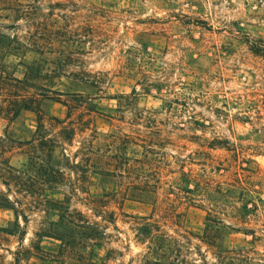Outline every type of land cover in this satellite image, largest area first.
I'll list each match as a JSON object with an SVG mask.
<instances>
[{
    "label": "rangeland",
    "instance_id": "rangeland-1",
    "mask_svg": "<svg viewBox=\"0 0 264 264\" xmlns=\"http://www.w3.org/2000/svg\"><path fill=\"white\" fill-rule=\"evenodd\" d=\"M31 4L33 14L19 20L18 33L40 34L48 47L54 32L53 53L38 61L44 70L55 69L56 88L73 85L82 92L43 101L45 122L65 120L73 107L72 119L88 122L86 135L96 131L103 143L104 136L121 137L122 184L92 176L84 189L91 197L107 196L117 216L92 261L145 264L130 216H150L169 238L191 247L195 264H217L206 243L208 219L231 228L216 241L242 264H264V0ZM33 60L10 56L5 64L22 78ZM36 125L37 114L23 112L6 132L0 128L1 138L15 140L12 165L26 162L19 142L30 139ZM130 183L138 196L122 203ZM70 207L92 216L76 200ZM62 213L58 206L28 211L23 240L0 232V264H90L88 255L63 257L59 241L39 238L44 221ZM13 221L12 211L0 209V227L12 228ZM109 251L115 252L105 260Z\"/></svg>",
    "mask_w": 264,
    "mask_h": 264
},
{
    "label": "trees",
    "instance_id": "trees-1",
    "mask_svg": "<svg viewBox=\"0 0 264 264\" xmlns=\"http://www.w3.org/2000/svg\"><path fill=\"white\" fill-rule=\"evenodd\" d=\"M32 1L0 0V128L6 132L23 112L37 114V125L32 137L19 142L25 147L23 154L26 155V162L20 167L11 164L15 140L0 137V184L6 189L0 192V209L12 211L14 215L12 228L0 227V232L9 235L18 233L19 239L23 240L25 232L21 220L27 225L28 211H46L58 206L63 213L56 221H44L39 228L40 235L37 236L59 241L60 255L63 257L70 255L82 261L86 254L90 264H108L94 263L92 260L95 248L101 247L107 239L106 225L115 226L117 216L109 210L107 196L91 197L84 189L92 176H97L105 183L122 184L118 180L124 170L118 145L121 137L116 133L107 135L104 136L106 143H103L96 136V131L86 135L88 122L82 116L72 119L73 107H70L65 120L51 118L45 122L41 109L43 101L53 99L63 102L60 96L78 98L82 92L77 88L79 86L73 85L65 92L56 88L61 84L50 79L57 77L55 69L44 70L38 61L42 54L53 53L54 32L48 35V47L41 44L40 34L18 33L19 20L33 14L30 10L33 8ZM10 56L20 59L34 56L35 60L27 66L24 76L19 78L5 64ZM75 146L77 149L72 151ZM146 152L151 153L148 148ZM131 189L135 190V187L130 183L123 193L122 203L138 196ZM78 191L86 192L87 197L79 198ZM130 191L133 194H128ZM47 192L60 193L63 199L53 201ZM146 192L156 191L148 187ZM75 200L83 203L92 216L71 208ZM130 218V228L136 243L143 248L142 259L145 264H195L191 247L186 248L169 238L152 217ZM208 222L212 224L206 226V243L214 251L217 264H242L243 261L234 256L231 248L216 241L221 232L231 228L214 220L208 219ZM114 252L109 251L105 260H109ZM182 255L184 257L180 259ZM203 264L208 263L204 260Z\"/></svg>",
    "mask_w": 264,
    "mask_h": 264
}]
</instances>
